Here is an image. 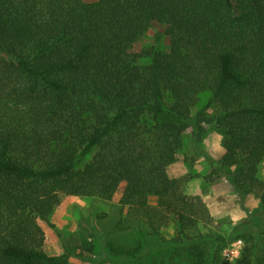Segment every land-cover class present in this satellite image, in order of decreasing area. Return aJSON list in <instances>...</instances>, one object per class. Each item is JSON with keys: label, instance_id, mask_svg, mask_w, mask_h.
<instances>
[{"label": "trees", "instance_id": "16d2710c", "mask_svg": "<svg viewBox=\"0 0 264 264\" xmlns=\"http://www.w3.org/2000/svg\"><path fill=\"white\" fill-rule=\"evenodd\" d=\"M153 25L168 48L156 33L132 52ZM186 131L221 133L205 179L258 201L231 232L168 175ZM263 160L264 0H0V264H69L41 226L62 194L116 202L119 231L141 232L89 264H264Z\"/></svg>", "mask_w": 264, "mask_h": 264}, {"label": "rangeland", "instance_id": "374dc122", "mask_svg": "<svg viewBox=\"0 0 264 264\" xmlns=\"http://www.w3.org/2000/svg\"><path fill=\"white\" fill-rule=\"evenodd\" d=\"M163 32V26L153 25L145 40L134 46L132 52H139L154 44L156 33L162 34L160 50L165 51L169 40ZM209 97L208 93L201 94L195 110L201 109ZM214 111L215 107H211L208 113ZM221 139V133L215 131L201 138L194 136L191 131H186L183 134V146L177 153L175 161L168 166L167 172L170 177L189 178L186 193L201 195L204 198L215 222L221 224L217 229L211 230L223 235L234 229V223L251 215L257 209L258 201L253 195L237 194L226 179L216 182L205 179L212 169L209 158H218L223 153ZM258 175L264 181V160L259 166ZM121 215V207L116 202L105 201L98 197L62 194L59 205L50 216L53 227L45 223L41 224L46 239L44 249L49 254L69 253L67 257L69 264H89L83 258L98 261L106 259L114 252L122 255V248L137 243L141 232L119 231L117 222L121 219ZM205 230L199 228L198 231ZM172 231L169 228L162 233L165 237H169ZM152 241L155 242L154 239ZM243 245L242 240L229 242L220 252L221 259L233 263L240 256Z\"/></svg>", "mask_w": 264, "mask_h": 264}]
</instances>
